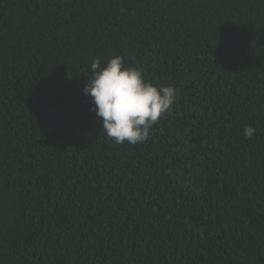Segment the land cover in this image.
Here are the masks:
<instances>
[{
	"label": "trees",
	"instance_id": "1",
	"mask_svg": "<svg viewBox=\"0 0 264 264\" xmlns=\"http://www.w3.org/2000/svg\"><path fill=\"white\" fill-rule=\"evenodd\" d=\"M114 56L178 92L146 142ZM0 264H264V0H0Z\"/></svg>",
	"mask_w": 264,
	"mask_h": 264
},
{
	"label": "clouds",
	"instance_id": "2",
	"mask_svg": "<svg viewBox=\"0 0 264 264\" xmlns=\"http://www.w3.org/2000/svg\"><path fill=\"white\" fill-rule=\"evenodd\" d=\"M93 76L83 89L95 105L96 115L102 118V131L117 144L146 142L150 130L167 113L178 98L172 86H158L144 78L137 67H125L122 56H114L101 67L99 57L91 63ZM257 129L244 128L251 139Z\"/></svg>",
	"mask_w": 264,
	"mask_h": 264
}]
</instances>
